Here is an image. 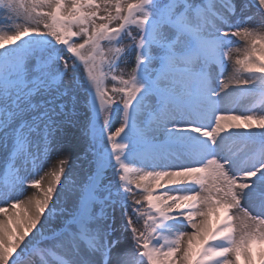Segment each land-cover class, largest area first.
I'll return each mask as SVG.
<instances>
[{"label": "snow or ice", "instance_id": "snow-or-ice-1", "mask_svg": "<svg viewBox=\"0 0 264 264\" xmlns=\"http://www.w3.org/2000/svg\"><path fill=\"white\" fill-rule=\"evenodd\" d=\"M0 166V264H264V0H0Z\"/></svg>", "mask_w": 264, "mask_h": 264}, {"label": "bare ground", "instance_id": "bare-ground-1", "mask_svg": "<svg viewBox=\"0 0 264 264\" xmlns=\"http://www.w3.org/2000/svg\"><path fill=\"white\" fill-rule=\"evenodd\" d=\"M229 71H230V69H229ZM238 103H239L240 107H245L248 105L249 102H248L247 98L241 97L239 99Z\"/></svg>", "mask_w": 264, "mask_h": 264}, {"label": "rangeland", "instance_id": "rangeland-1", "mask_svg": "<svg viewBox=\"0 0 264 264\" xmlns=\"http://www.w3.org/2000/svg\"><path fill=\"white\" fill-rule=\"evenodd\" d=\"M0 171H2V166H0Z\"/></svg>", "mask_w": 264, "mask_h": 264}]
</instances>
